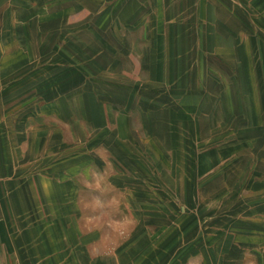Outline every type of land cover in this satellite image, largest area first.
<instances>
[{
	"label": "crops",
	"instance_id": "0c3cea01",
	"mask_svg": "<svg viewBox=\"0 0 264 264\" xmlns=\"http://www.w3.org/2000/svg\"><path fill=\"white\" fill-rule=\"evenodd\" d=\"M261 5L0 0V264H264L260 46L235 55L260 36ZM246 19L258 31L246 34ZM214 36L237 44L215 47ZM133 116L147 141H134ZM70 128L92 131L77 144L108 148L110 162L132 166L142 150L172 165L160 177L175 184L154 190L155 206L124 207L141 211L137 224L102 228L78 182L95 157L72 170L54 161Z\"/></svg>",
	"mask_w": 264,
	"mask_h": 264
},
{
	"label": "rangeland",
	"instance_id": "374dc122",
	"mask_svg": "<svg viewBox=\"0 0 264 264\" xmlns=\"http://www.w3.org/2000/svg\"><path fill=\"white\" fill-rule=\"evenodd\" d=\"M264 3V0H262V5ZM261 5V6H262ZM252 4H246L245 5V12L246 14L250 15L252 9ZM263 7V6H262ZM247 16V15H246ZM262 16H264V12H262ZM246 34L247 30L252 33L254 30L258 31L253 25L248 23V20L246 19ZM253 28V29H252ZM261 31L260 36H255V40H253L252 36L248 38V36L244 37V45L246 47L245 53L238 52L236 59H241L243 55L247 57L248 54L252 53L248 50H252L253 46L259 47L260 46V53H255V63L258 65L259 62L261 65L260 75L262 77V80L264 81V22L262 21L261 24ZM211 38H207V41L209 43ZM240 39V37H239ZM204 38L201 39L202 45ZM211 40H213V45L215 47H221V46H229V47H235V44H237L236 37H222V36H214ZM199 41V38H198ZM254 41V42H253ZM233 47V48H234ZM204 54V53H203ZM202 54V55H203ZM90 56L93 54H89ZM108 54H104L103 56H107ZM119 55V54H118ZM205 55V54H204ZM251 55V54H250ZM88 54L86 53V57ZM133 56H136L135 58L140 57L139 54L133 53ZM223 55L213 53L214 61L218 62L219 60L224 63H226V59L221 58ZM89 57V56H88ZM236 59H229L230 64H234ZM218 60V61H217ZM259 60V62H258ZM245 71L248 72L247 68L245 67ZM258 72V73H259ZM232 78V77H231ZM258 91L256 92L258 96H264V83H260L258 86ZM247 90V89H246ZM248 91V90H247ZM74 120V118H71L70 120ZM137 116H133L132 118V124L134 128H138L139 132L137 135V138H134V141H137L138 143H141L142 141H147L145 134H143L142 131H140V121L138 120ZM75 127V126H74ZM77 128H70V132L67 134L68 138L66 142V145H63V149H60L56 152H54V161L59 162L61 160L68 161L67 167H69L71 170L73 168H77L78 165H76V161L74 159L77 156L83 155L85 153V156H91L95 157V164L92 165H85V177H80L82 180L78 181L80 187H84L85 189V196L84 201L86 204H92L95 205V208L100 207V222L101 227L103 228L105 226L106 221H109V219L116 221V224H118L119 221H124L125 217L130 219L132 217L133 224H137V216H141V211L133 209L132 212L125 213L124 207L126 205L133 206V208H137L135 206H140L143 204H146V200H149L150 205H157L158 200L160 199L155 193L154 190L162 189L164 188H172V185L175 184L174 181L170 180H163L160 176L168 175L170 172L174 171L175 169L172 165H157L153 164V161L149 159L147 162L146 159L140 158V156L143 155L142 150H138V153H136L138 156L135 157L133 160V164L125 165V162L123 159H121L118 155L116 156L118 158V162L115 161H109L112 157H114V154L109 152L108 148H100L97 150H92L91 148L85 147L82 148L80 145L77 144V142L84 137V139L87 141L92 138L93 132L85 130V133H77ZM102 135V134H101ZM79 137V138H78ZM101 139H107V137H102ZM118 139L120 137L118 136ZM119 142V140H118ZM86 146V145H85ZM119 150V149H118ZM95 151V152H94ZM120 151V150H119ZM122 153H124V150H122ZM140 155V156H139ZM142 160L144 163H142ZM142 163V164H141ZM127 166V167H126ZM263 169V168H262ZM158 176L161 178L159 180ZM74 186L76 184V181L73 182ZM72 183L70 182V185ZM71 187V186H70ZM130 190L133 192V197L130 195ZM168 199V198H166ZM160 203V202H159ZM162 203V202H161ZM178 203V201L176 202ZM127 209V207H126ZM154 213L152 215L156 216L155 209H153ZM97 215V214H95ZM151 215V214H149ZM129 216V217H128ZM153 218V217H152ZM251 218V217H250ZM146 219V215H145ZM250 220V219H247ZM249 221H246L248 223ZM251 223V222H250ZM107 231V229H101V232L103 233Z\"/></svg>",
	"mask_w": 264,
	"mask_h": 264
},
{
	"label": "bare ground",
	"instance_id": "6f19581e",
	"mask_svg": "<svg viewBox=\"0 0 264 264\" xmlns=\"http://www.w3.org/2000/svg\"><path fill=\"white\" fill-rule=\"evenodd\" d=\"M171 30V29H170Z\"/></svg>",
	"mask_w": 264,
	"mask_h": 264
}]
</instances>
